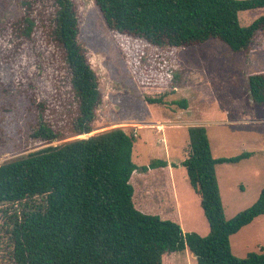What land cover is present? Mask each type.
I'll return each mask as SVG.
<instances>
[{"label": "trees", "instance_id": "1", "mask_svg": "<svg viewBox=\"0 0 264 264\" xmlns=\"http://www.w3.org/2000/svg\"><path fill=\"white\" fill-rule=\"evenodd\" d=\"M47 1L51 39L62 52L77 100L68 133L75 139L0 164V206L12 207L6 229L10 264H163L165 255L186 249L197 264H264V252L237 258L230 246L231 236L264 215V187L255 203L227 220L215 170L250 154L214 158L203 126L187 128L188 150L181 165L200 199L209 233H183L177 222L137 210L141 202L136 199L138 207L133 204L136 186L131 177L170 165L166 160L135 165L136 138L122 128L89 135L101 93L78 40L79 22L71 0H23L25 13L8 23V32L30 39L37 24L35 9L43 5L47 10ZM93 1L111 32L161 48L216 40L247 55L255 34L264 31V16L245 27L238 21L239 12L264 8V0ZM17 43L12 45L20 52ZM247 87L250 99L264 107V71L251 73ZM173 103L186 107L185 101ZM84 134L89 136L79 138ZM30 137L51 144L64 134L42 122Z\"/></svg>", "mask_w": 264, "mask_h": 264}, {"label": "rangeland", "instance_id": "2", "mask_svg": "<svg viewBox=\"0 0 264 264\" xmlns=\"http://www.w3.org/2000/svg\"><path fill=\"white\" fill-rule=\"evenodd\" d=\"M22 1L0 0V164L75 139L68 133L77 100L62 52L51 39L49 2L47 10H42L43 5L35 9L37 24L27 40L8 32V23L25 13ZM71 1L79 22L78 40L101 93L89 135L122 128L136 138L135 165L145 166L151 160L170 164L131 177L136 186L133 204L138 207L136 199L141 202L136 209L177 222L183 233L202 237L209 233L200 199L181 165L188 150L187 128L194 125L205 128L214 158L250 154L238 163L215 167L225 218L255 203L264 187V107L250 99L247 77L264 71V31L255 34L247 55L216 40L188 48H161L111 32L93 0ZM261 16L264 8L241 11L238 21L245 27ZM15 41L20 52L12 45ZM182 101L185 108L173 103ZM42 122L62 132L63 139L51 144L32 139L31 133ZM169 174L179 193L178 216ZM11 212V206H0V264H10L6 229ZM230 246L237 258L264 252V215L231 236ZM162 261L197 264L188 249L169 253Z\"/></svg>", "mask_w": 264, "mask_h": 264}, {"label": "crops", "instance_id": "3", "mask_svg": "<svg viewBox=\"0 0 264 264\" xmlns=\"http://www.w3.org/2000/svg\"><path fill=\"white\" fill-rule=\"evenodd\" d=\"M168 163V162H167ZM170 165V164H169ZM169 167V166H168ZM167 168V167H166ZM164 168V169H166ZM171 178V182L172 185H169V191H170V195L173 196V200L176 204V215L178 216V210H179V193H178V189H177V185L175 184V182L172 180V174H169V179Z\"/></svg>", "mask_w": 264, "mask_h": 264}, {"label": "water", "instance_id": "4", "mask_svg": "<svg viewBox=\"0 0 264 264\" xmlns=\"http://www.w3.org/2000/svg\"><path fill=\"white\" fill-rule=\"evenodd\" d=\"M85 136H89L88 134H84Z\"/></svg>", "mask_w": 264, "mask_h": 264}, {"label": "bare ground", "instance_id": "5", "mask_svg": "<svg viewBox=\"0 0 264 264\" xmlns=\"http://www.w3.org/2000/svg\"><path fill=\"white\" fill-rule=\"evenodd\" d=\"M152 128V127H151Z\"/></svg>", "mask_w": 264, "mask_h": 264}]
</instances>
